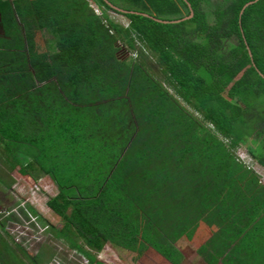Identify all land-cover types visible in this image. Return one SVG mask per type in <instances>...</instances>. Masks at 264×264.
<instances>
[{
	"label": "trees",
	"instance_id": "obj_1",
	"mask_svg": "<svg viewBox=\"0 0 264 264\" xmlns=\"http://www.w3.org/2000/svg\"><path fill=\"white\" fill-rule=\"evenodd\" d=\"M93 1L101 15L86 0L0 4V182L48 176L63 221L50 232L90 264L109 246L164 256L201 225L216 228L207 264H261L264 185L237 151L252 141L264 166V0H108L167 21L192 6L168 24ZM0 264H26L1 234Z\"/></svg>",
	"mask_w": 264,
	"mask_h": 264
},
{
	"label": "rangeland",
	"instance_id": "obj_2",
	"mask_svg": "<svg viewBox=\"0 0 264 264\" xmlns=\"http://www.w3.org/2000/svg\"><path fill=\"white\" fill-rule=\"evenodd\" d=\"M86 1H89L95 8L98 7L95 1ZM226 2L227 0H212L214 8L208 9L209 12L223 7ZM107 15L123 26L128 23L124 16L115 12L107 11ZM214 20L215 17L210 14L208 17L209 23L212 24ZM45 36L49 37L46 34ZM45 36L43 33H39L37 41L48 50L51 41L45 40ZM152 61L155 64L156 60L153 59ZM153 72L160 80L163 79V74L157 64L153 66ZM251 146L254 147L252 141L247 140L238 149L237 156L256 173L261 184L264 185V166H260L249 154L248 149ZM4 173H7V169L0 161V176L8 181ZM13 180L10 189L0 182V234L15 249L16 253L21 255L22 260L26 264H31L24 259L19 248L34 257L46 255L45 258H47L49 255L54 254L48 264H90L87 258L71 250L64 241L55 239L50 232L52 226L60 228L63 224L62 219L47 206V201L58 194V188L52 180L48 176H42L33 182L18 175H15ZM78 242L82 243V239L79 238ZM95 255L106 264H163V262L157 263L155 257L150 258L152 254H145L143 257L138 258L135 253L113 250L110 246L99 254L95 253ZM183 259L185 264H190L192 260L196 261V258L189 260L184 257ZM168 261L172 264L171 255L168 257ZM202 262L200 260V264ZM191 264H196V262Z\"/></svg>",
	"mask_w": 264,
	"mask_h": 264
},
{
	"label": "crops",
	"instance_id": "obj_3",
	"mask_svg": "<svg viewBox=\"0 0 264 264\" xmlns=\"http://www.w3.org/2000/svg\"><path fill=\"white\" fill-rule=\"evenodd\" d=\"M15 0H0V4L3 7H8L10 8V5H12V3ZM41 33H43V35L45 36L48 35L50 37V39H48L49 37L45 36V40H50L51 41V45L48 49L49 53L52 54L53 53V45H55V39L54 36L52 35L51 31L49 29H43L41 31ZM216 232V228H210L206 225H201V227L197 230L196 234L194 235V237L189 240L186 237L181 238L178 242H176L174 245L172 243H170V245L168 246V249L166 250V254L160 255L159 253H157L155 250H153L152 248L149 249V251L146 253V255L152 254L150 255V258H154L156 259L157 263H162L163 264H170L168 261V257L170 255L172 256H177L179 253L182 255V260L184 257H186V259L192 260L194 258H196V261L192 260V262H196V264H200V260H202V264H207L202 258L201 256L198 254V249L204 245L208 239ZM261 238V237H260ZM264 238V237H263ZM258 244L264 248V246H262V243L260 244L259 239H257ZM257 244V243H256ZM179 256V255H178ZM167 259V260H166ZM173 262L172 264H176L174 261V258H172ZM176 260H178V258H176ZM181 260V259H180ZM182 260L180 261V264L182 263ZM190 263V264H191ZM264 263V259L261 260V264ZM219 264H223L222 261L219 262Z\"/></svg>",
	"mask_w": 264,
	"mask_h": 264
},
{
	"label": "water",
	"instance_id": "obj_4",
	"mask_svg": "<svg viewBox=\"0 0 264 264\" xmlns=\"http://www.w3.org/2000/svg\"><path fill=\"white\" fill-rule=\"evenodd\" d=\"M104 1H105L110 7H112L114 10H116V11H118V12H121V13H137V14H142V15H144V16H146V17H150V18H152L153 20H155V21L158 22V23H164V24H168V23H180V22H183V21H187V20L191 19V18L193 17V15H194L193 8H192V6H191L189 3H188V6H189V8H190V12H191L190 16L185 17V18L180 19V20L167 21V20L157 19V18H155V17H153V16H150V15H148V14H145V13H139V12H134V11H126V10H124V9H121V8L115 6L114 4H112V3H111L110 1H108V0H104ZM258 1H259V0H255V1H253V2H249V3H247V4L244 6L243 11H244L247 7H249L250 5L255 4V3L258 2ZM243 11H242V12H243ZM248 49H249V47H248ZM249 53H250V56L252 57L251 52H249ZM260 75H261L262 78H264L262 74H260Z\"/></svg>",
	"mask_w": 264,
	"mask_h": 264
},
{
	"label": "built area",
	"instance_id": "obj_5",
	"mask_svg": "<svg viewBox=\"0 0 264 264\" xmlns=\"http://www.w3.org/2000/svg\"><path fill=\"white\" fill-rule=\"evenodd\" d=\"M91 6H93V5H91ZM94 10H95V12H96V14L97 15H101V11H100V9H98V8H94ZM129 24L127 23L125 26L127 27ZM243 163H244V161H242ZM244 164H246V163H244Z\"/></svg>",
	"mask_w": 264,
	"mask_h": 264
},
{
	"label": "clouds",
	"instance_id": "obj_6",
	"mask_svg": "<svg viewBox=\"0 0 264 264\" xmlns=\"http://www.w3.org/2000/svg\"><path fill=\"white\" fill-rule=\"evenodd\" d=\"M89 2V1H88ZM89 4H90V6L92 5L90 2H89ZM92 7V9L94 10V8H95V6H91ZM98 8V7H97ZM99 9V8H98ZM101 11V10H100ZM94 12H95V10H94ZM96 13V12H95ZM127 23H125V25H126Z\"/></svg>",
	"mask_w": 264,
	"mask_h": 264
}]
</instances>
